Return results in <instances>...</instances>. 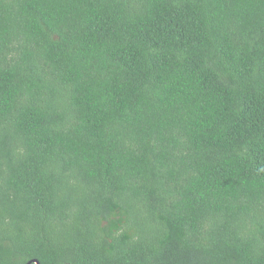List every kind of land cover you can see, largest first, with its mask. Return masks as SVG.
<instances>
[{
  "label": "trees",
  "instance_id": "1",
  "mask_svg": "<svg viewBox=\"0 0 264 264\" xmlns=\"http://www.w3.org/2000/svg\"><path fill=\"white\" fill-rule=\"evenodd\" d=\"M264 264V0H0V264Z\"/></svg>",
  "mask_w": 264,
  "mask_h": 264
},
{
  "label": "water",
  "instance_id": "2",
  "mask_svg": "<svg viewBox=\"0 0 264 264\" xmlns=\"http://www.w3.org/2000/svg\"><path fill=\"white\" fill-rule=\"evenodd\" d=\"M26 264H40V261L38 259H32L28 261Z\"/></svg>",
  "mask_w": 264,
  "mask_h": 264
}]
</instances>
